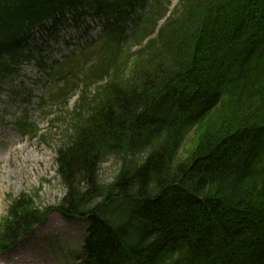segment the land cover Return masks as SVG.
Instances as JSON below:
<instances>
[{"label": "trees", "instance_id": "trees-1", "mask_svg": "<svg viewBox=\"0 0 264 264\" xmlns=\"http://www.w3.org/2000/svg\"><path fill=\"white\" fill-rule=\"evenodd\" d=\"M170 5L0 0V81L34 62L56 85L51 102L78 91L56 118L65 194L45 207L9 196L0 253L59 211L88 224L79 264H264V0ZM68 13L105 17V31L51 59L46 39L30 38ZM16 126L35 132L29 115ZM110 157L121 166L107 181Z\"/></svg>", "mask_w": 264, "mask_h": 264}, {"label": "rangeland", "instance_id": "rangeland-1", "mask_svg": "<svg viewBox=\"0 0 264 264\" xmlns=\"http://www.w3.org/2000/svg\"><path fill=\"white\" fill-rule=\"evenodd\" d=\"M177 3V0H171L168 10H173ZM64 24L58 25L60 31L48 40L45 47L51 59L61 58L70 50L71 47L62 43L63 38H75L79 34L77 29L82 27L77 25L66 29ZM55 38L58 42L53 41ZM61 45L64 46L62 50L59 49ZM136 49L137 46H133L132 51ZM98 55L99 45L93 49L92 58L96 59ZM79 64L81 66L82 62ZM55 87L34 62L22 64L18 76L0 81V221L6 213L9 196L16 197L25 192L33 196L38 206L45 207L58 205L65 194L55 162L56 140L67 125L65 119L56 118L73 108L78 91L65 106L49 100ZM28 92L32 95L26 101ZM41 97L47 102L39 106ZM24 115L31 117L35 132L26 133L16 126V121ZM42 134H51L52 140L43 139ZM139 156L142 158L143 154ZM120 166L121 162L110 157L101 166L103 179L110 181ZM87 226L83 219L69 218L54 211L14 249L0 253V264H79Z\"/></svg>", "mask_w": 264, "mask_h": 264}]
</instances>
